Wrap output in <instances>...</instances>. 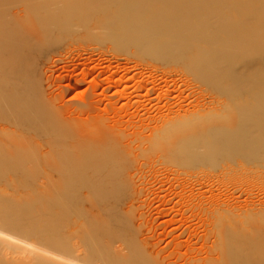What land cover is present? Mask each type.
Listing matches in <instances>:
<instances>
[{"label":"bare ground","instance_id":"bare-ground-1","mask_svg":"<svg viewBox=\"0 0 264 264\" xmlns=\"http://www.w3.org/2000/svg\"><path fill=\"white\" fill-rule=\"evenodd\" d=\"M184 1L183 19L169 9L176 36L156 30L154 46L187 63L193 108L178 102L183 91L113 67L84 99L65 101L69 85L56 93L42 59L86 27L84 16L57 8L76 0H0V264H264V207L210 214L203 195L188 199L184 213L202 222L183 219L165 234L176 249L186 238L182 263L140 237L146 224L175 219L165 208L173 190L165 180L154 188L156 175L257 156L264 166V7L229 15L223 0ZM170 180L173 189L203 185L197 176Z\"/></svg>","mask_w":264,"mask_h":264},{"label":"rangeland","instance_id":"rangeland-1","mask_svg":"<svg viewBox=\"0 0 264 264\" xmlns=\"http://www.w3.org/2000/svg\"><path fill=\"white\" fill-rule=\"evenodd\" d=\"M80 1L76 0L71 9L64 5L61 7L59 5L57 8L63 13L74 15L76 21L84 16L86 27L64 34L58 39L56 46L46 49L42 59L51 70V79L56 84V93L65 89V85H69L68 92L63 95L64 100L78 103L92 92V85L98 73L107 70L108 74L101 76V79L106 78L113 67L112 70L118 71L119 75L127 74L129 70L138 73V80H156L161 87H164L162 90L167 89V85L170 88H177L178 91L175 94H179L180 90L183 91L178 101H181L180 104L185 108H193L196 105V97L183 86L188 82L196 81L188 72L187 63L179 57L161 56L154 46L158 35L156 30H160L162 39L176 36V32H172L169 24V9L177 5L178 10L173 13V17L183 19V13L178 11L184 5V0H175V2L170 0ZM221 5L224 13L229 15L243 12L259 16L263 13L264 0H223ZM208 12L216 11L214 9ZM153 39L154 41H151ZM89 67L95 69L94 75L86 76L84 72L88 71ZM171 102L174 103L176 100ZM105 104L106 102L101 104L99 113H105ZM161 112L167 113L168 108L164 107ZM161 112L155 110L154 113ZM241 160H235L234 164H225L229 168L181 166L177 167L178 173L168 171L166 174L156 175L153 180L154 188L165 180L167 186L164 189L173 190L165 208L166 211L169 210V217L175 219L172 224L167 225L161 224V220L156 221L155 227L146 224L140 232V237L144 240L148 239L154 244L156 250H161V257L167 263L175 260L182 263L188 249L186 238L182 239L184 243L182 242L176 249L173 244H169L165 234L172 228L183 225V219L190 224L202 222L200 217L190 219L191 214L184 213V205L188 199L195 196L199 199V195H203L204 207L210 214L213 211L223 210L227 206L264 207V166L261 163V156L255 157L251 163H238ZM191 176L199 177L203 185H191L182 190L173 189L168 183L170 179L187 180ZM159 204L154 202L151 207L154 213L158 212V207L162 209Z\"/></svg>","mask_w":264,"mask_h":264}]
</instances>
